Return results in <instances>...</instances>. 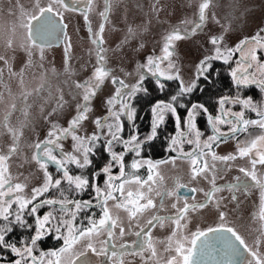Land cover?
<instances>
[{"label":"snow or ice","instance_id":"obj_1","mask_svg":"<svg viewBox=\"0 0 264 264\" xmlns=\"http://www.w3.org/2000/svg\"><path fill=\"white\" fill-rule=\"evenodd\" d=\"M211 2L212 0H201L196 20L189 22L193 25L191 29H181L179 26L172 28L164 37L163 54L148 56L146 63L137 65L139 80L132 85L112 77L106 67V50L102 46L104 23L99 25L95 33L88 27L91 42L95 45L96 66L90 78L82 83L74 82L82 103L77 106L76 114L67 127L52 123L46 138L29 146L34 149L31 161L43 172L42 184L33 187L30 196L24 195L26 184L13 183L14 177L9 170L8 161L20 150L19 140L22 134L20 129L9 126L10 117L13 111L19 110L28 121L29 105L24 101L32 93L22 91L19 105L16 98L12 99L8 111L0 121V128L6 129L12 138L7 155L0 154V253L6 251L15 257L9 264H92L89 253L104 257L112 264H123L122 257L126 254L139 255L143 264H264V256L254 251L234 227L227 225L226 213L219 211L224 197L216 198L217 193L227 190L233 193L231 200L235 202L236 192H247L249 188L259 189V211L252 216L254 221H259L258 236L255 240V246L259 248L262 242L260 237L264 236V175H258L257 166H264V102L258 104L251 97H242L239 95V89L256 85L264 93V62L257 56L258 48L264 50V37L258 34L251 39L241 40L234 48L227 49L221 47L222 38L211 37L209 42L214 46V54L200 61L197 66V79H208L205 74L211 67L210 61L222 60L227 64L235 53H239L236 67L230 72L238 94L234 97H220L215 116L199 103L187 107L183 120L178 114V107H186L181 98L192 93L197 84L195 80L185 84L181 79L179 70L171 59L174 55V42L196 34L197 30L204 26L206 10ZM81 3L84 4L82 14L87 24L88 11L93 0H47L46 4L35 0L31 10L25 9L17 0L18 28L22 36L20 46L29 57L27 67L35 63L31 59L34 50L38 52L42 62L45 48L50 47L54 39L68 40L63 13L80 11L77 5ZM109 10L110 0H105L104 9L99 13L102 20L108 19ZM10 14L14 13L10 10ZM15 32L14 25L13 35ZM131 34L132 29L129 28V35ZM12 45L13 39L9 36L7 47L11 48ZM70 48V42L66 43V71ZM0 60L8 65L3 56H0ZM165 61L167 65L162 67ZM40 66L42 67V63ZM8 71L13 76L19 75L23 85V69L17 74L8 66ZM53 73L55 74L54 69ZM145 73L155 79V84L161 91L165 89V83L162 81H180V84L178 91L168 101L160 100L152 105L151 130L141 136L135 124L137 109L132 100L138 93L148 91L143 86ZM109 77L116 87L114 94L106 100L107 115L94 120L96 131L92 134L78 135L82 122L88 119L93 97ZM42 90L43 84L35 91L39 94ZM63 103V97H60L52 112L61 108ZM226 105H239L240 111H233L231 107L226 108ZM247 111L255 113L257 118H246ZM52 112L48 116H51ZM201 113L206 116L207 125L211 130V134L204 139V132L197 124V117ZM169 114L174 118L175 132L167 138L166 151L175 155L161 160L145 158L142 156L144 146L157 138L158 130L165 124ZM48 116L44 119H48ZM125 121L131 129L127 137L123 135ZM221 125H227L228 131H222ZM23 126L25 125L21 127ZM250 129L259 131L252 132ZM241 133H245L246 137L237 140L235 154L218 155L214 151V146L223 143L225 137L236 140ZM68 138L73 142L71 151H65L62 144V141ZM184 145H190L191 148L186 151ZM100 146L103 147L108 160L102 167L89 173L88 169L93 165L92 156ZM129 154H132V159L126 162L125 157ZM245 158L251 167H240L238 171L242 175L236 176L233 183H216L218 172L230 171L231 162ZM177 159L188 162L190 179L197 182L206 181L208 189L190 188L181 183V176L174 177L173 187L169 188L164 183L159 167L166 163L175 165ZM50 165L60 174L57 178L49 172ZM72 166L79 171L73 174ZM114 169H118V172ZM141 169L147 170L146 178L139 174ZM101 176L104 177L102 185L99 182ZM53 190L58 192V197H45V194ZM197 191L203 192L205 199L202 202L188 203L190 197L195 200ZM84 193H88L87 199L72 198ZM156 198H159V204L156 203ZM170 198L177 202L184 201L183 206L180 207L174 202L171 207L176 211L172 215L152 214L143 225L139 223L146 212L157 208L163 210L164 201ZM209 204H213L218 210L219 225L206 229L197 228L196 231L185 235V229L191 220L189 213L198 212ZM46 206L50 210L43 216L38 215V211ZM94 209H99L98 217ZM113 209L123 210L127 214V230ZM81 214H84L82 219L86 224L77 223ZM26 215L35 218L34 234L29 239L21 238L15 242L8 239L17 226L23 229L32 227ZM166 224L172 226L168 236H153V229L157 225L163 229ZM133 226L139 230L133 231ZM52 232L56 233L55 239L63 241L62 246L54 250L40 251L38 241ZM126 235H135L137 239L130 244L121 243L119 246L112 243L114 239L123 240ZM37 251L38 256L34 254ZM0 264H3L2 256Z\"/></svg>","mask_w":264,"mask_h":264},{"label":"rangeland","instance_id":"obj_2","mask_svg":"<svg viewBox=\"0 0 264 264\" xmlns=\"http://www.w3.org/2000/svg\"><path fill=\"white\" fill-rule=\"evenodd\" d=\"M18 2L25 9L31 10L35 0H18ZM40 2L41 4H46L47 0H40ZM200 2L201 0H110L108 19L104 21L99 13L104 9L105 0H93V4L88 11L89 20L87 24L82 14L84 4L81 3L77 5L80 11H66L63 13V22L67 25L65 31L68 40L54 39L51 42V46L45 48L42 62L38 52L34 50L31 59L35 63L31 67H27L29 57L20 46L22 36L21 30L18 28L17 16L19 15V10L17 8V0H0V56H3L8 61V65H5L4 61L0 60V72H2V75H0V121L3 120L4 113L8 111L9 104L13 98H16V102L19 105L22 91L32 93L24 101L25 104L29 105L28 121L25 120L24 113L19 110L13 111L9 121L10 127L18 128L22 132L19 140L20 150L9 159L8 164L9 170L14 177L13 183L21 182L28 186L24 195L30 196L31 189L41 185L43 182V172L38 168V165L34 161H26L27 158H31L34 151L29 146L44 140L52 123H56L60 127H67L68 122L76 114L77 106L82 103V99L77 95L79 90L75 89L74 82L82 83L90 78L96 66L95 45L91 42L92 37L89 34L88 27L90 26L92 33H95L98 31L99 25L104 23L105 26L102 33L104 44L102 46L106 50L104 53L106 56V67L112 77H117L132 85L139 80L140 73L137 70V65L146 63L148 56H161L163 54L164 37L173 27L179 26L181 29H191L193 25L189 22L196 20ZM10 10L14 14H10ZM14 25L16 26V32L13 35L12 28ZM129 28L132 29L131 35H129ZM258 34L264 37V0H212L206 10L204 26L197 30L196 34L174 42V55L171 59L176 64L181 79L185 84H189L197 78V66L200 61L214 54V46L209 42L211 37L222 38L221 47L227 49L234 48L241 40L251 39ZM9 36L13 39L11 48L7 47V38ZM68 42H70L71 48L67 58L66 71L64 48ZM253 46L249 45V47ZM235 54L227 64L223 63L222 60H213V62L219 63L222 68L227 69L231 79L230 72L236 67V61L238 60ZM257 56L260 60L264 58V50L258 48ZM41 63L42 67L40 66ZM166 65L167 61L162 64V67H166ZM8 66L11 67L12 72L17 74L21 72V69L24 70L23 85L20 83L21 77L19 75L13 76L9 73ZM145 76L155 81L150 74L145 73ZM176 82L179 86L180 81ZM42 84L44 85V90L37 94L35 90L40 88ZM115 87L111 82V77H109L105 80L102 87L97 90L91 101L88 119L82 122L78 129V135H90L96 131L94 120L97 117L102 118L107 115L108 105L106 100L114 94ZM60 97H63V106L56 112H52L57 107V101ZM225 107L232 108V105H226ZM233 111H240V109ZM50 112H52V115L48 116ZM149 112L151 114V107ZM45 116H48V119H44ZM135 123L137 126V121ZM150 123L149 118L148 133L150 132ZM22 125L25 126L21 127ZM29 126H31L30 133L28 132ZM220 127L222 131H228L227 125H221ZM208 135H210L209 131L208 133L204 132L202 139ZM29 136L30 138L28 139ZM165 141H167V138H165ZM72 143L71 138L62 141L64 150L71 151ZM234 144L233 140H229L224 144L218 143L214 146V151L218 155L235 154ZM11 145L12 138L10 134H8L6 129L0 128V154L7 155ZM184 148L187 151L191 146L184 145ZM240 161L231 162V168L236 167L233 163H243ZM249 167L251 166L249 165ZM71 169L76 168L72 166ZM174 169H177L175 171H180L181 169L183 174L184 170H186L183 177H185L184 180L188 186L197 189H208L209 185L206 181L200 180L197 182L190 179L189 163L179 159L175 161V165L166 163L159 167L161 175H164V172L169 170L170 174L164 180V183L169 188L172 187L168 183H171V178L175 175ZM257 169L260 170L258 166ZM50 173L53 174L54 178L58 177L55 176V173ZM223 174L225 172H218L216 181L218 179L221 180V175ZM209 179H211L210 176ZM50 193L58 197L57 191L53 190ZM232 194L231 192L223 191L217 193L216 198L224 197V200L219 205V211L226 213L227 225L234 227L235 208L234 201L231 200ZM251 194L255 201L254 208H245L240 202L242 223L240 226L235 227L246 241L257 237L255 233L259 228L256 224L258 220L254 221L252 216L259 211L260 192L253 190ZM243 195L244 193H242ZM204 198L203 192L197 191L195 200L190 197L188 203L203 201ZM156 203L159 204V198H156ZM171 204L169 199L165 200L163 210L157 208L146 212L139 223L143 225L152 214L170 213L172 211ZM49 210V208L45 209L46 212ZM113 211L119 215L127 230L128 220L126 213L123 210L113 209ZM189 215L191 220L185 229V235L196 231L197 228L216 227L220 223L218 210L213 204H209L208 207L198 210V212L189 213ZM77 223H87L82 219V214L81 219ZM138 230V228L133 226V231ZM171 230L172 226L170 224H166L163 229L157 225L153 229L152 234L155 237L164 238L171 233ZM116 231L118 235V229ZM34 232L35 226L33 225L32 235ZM55 236L56 233L52 232L53 241ZM133 240H136L135 235H126L123 240L114 239L112 243L119 246L121 243L130 244ZM62 244L63 241L61 240L58 248ZM36 253L39 255V251L34 254L36 255ZM88 255L92 264H112L111 261H107L104 257H98L92 253ZM0 256L3 257V255ZM122 260L123 264H143L139 255L126 254L122 257ZM6 262L3 259V264H8Z\"/></svg>","mask_w":264,"mask_h":264},{"label":"flooded vegetation","instance_id":"obj_3","mask_svg":"<svg viewBox=\"0 0 264 264\" xmlns=\"http://www.w3.org/2000/svg\"><path fill=\"white\" fill-rule=\"evenodd\" d=\"M236 55V57H237V59L239 60V58H240V56H239V53H236L235 54ZM261 61L262 62H264V58H262L261 59ZM231 80V83H232V90L230 91V92H228L227 93V95L226 96H229V97H234V96H236L237 94H238V90H237V88L234 86V84H233V81H232V79H230ZM248 90V89H252L249 93H247V95H245L244 97H251L252 99H253V101L254 102H257L258 104L259 103H261L262 101H264V93H262L261 91H260V89L258 88V87H256V85H249L247 88H241V89H239V95H241V94H243L244 93V90ZM258 95V97H256ZM263 98V99H262ZM193 103H191L188 107H190L191 105H192ZM218 107H219V105H218V103H217V110H218ZM232 108H233V110H239L240 109V106L239 105H232ZM187 110V109H186ZM217 110H216V112H217ZM216 112H214V113H212V115L213 116H215L217 113ZM185 114H186V112H185ZM151 115V117H150V122H151V119H152V113L150 114ZM204 115V114H203ZM186 116V115H185ZM184 116V117H185ZM199 116H201V115H199ZM180 117H181V115H180ZM204 118H205V121H206V116L204 115ZM246 118H249V119H256L257 117H256V115H255V113H253V112H251V111H247L246 112ZM182 120H183V118H181ZM173 121H174V118H173ZM206 125H207V122H206ZM137 128H138V131H139V133L142 135L143 133L140 131V129H139V127H138V124H137ZM207 128H208V125H207ZM150 130H151V123H150ZM208 130H209V128H208ZM30 131H31V126H29L28 127V132L30 133ZM130 131H131V129L129 128V126H128V123L125 121V128H124V135H126V136H128L129 134H130ZM250 131H252V132H258L259 130L258 129H250ZM174 132H175V121H174ZM209 132H210V134H211V131L209 130ZM245 137H246V134L245 133H241V134H239L238 136H237V139L236 140H233V139H229V138H225L224 139V142L223 143H220V144H224L225 142H227V141H229V140H233L234 141V145H235V150H236V148H237V140H243V139H245ZM30 138V136L28 137V139ZM102 147V146H101ZM166 148H167V145H166ZM102 149V152H103V155L105 156V159H104V161H102V159H100V155H98V154H96V150H97V148L95 149V155L94 156H92V160H93V165H92V167L91 168H89L88 169V172L89 173H91L92 171H94V170H96V169H98V168H100V167H102L106 162H107V160H108V156H107V154L104 152V150H103V147L101 148ZM120 149L118 148L117 149V151H119ZM31 155V154H30ZM130 155V154H129ZM175 154L174 153H168V155H166V157H164V158H162V159H167V158H169L170 156H174ZM128 156V155H127ZM127 156L125 157V160H126V162H130L131 161V159H129V158H127ZM153 160H161V159H153ZM241 160V161H240ZM26 161H30L31 162V158H27L26 159ZM100 161H101V163H100ZM183 161V160H182ZM237 161H240V162H243L242 164H237V163H233V165H235L236 167H234V168H231V170L230 171H228V170H226V171H224L225 172V174H223V175H221V180L220 179H218L217 181H216V183L218 184V185H220V184H226V183H233L234 182V178L236 177V176H240V175H242L239 171H238V169L240 168V167H245V168H250L249 167V162H248V160L245 158V159H237ZM258 167H259V169L260 170H258V175H264V166H259L258 165ZM233 169V170H232ZM49 172H53V173H55V176H59L60 174L59 173H57L56 172V170H55V167L54 166H49ZM175 170H177V169H174L173 171L175 172V175H173L172 176V178H171V183L169 182L168 183V185H170V186H172L173 187V178L174 177H176V176H181L182 177V179H181V183H184V184H187L186 182H185V180H184V178L185 177H183L184 176V174H185V172H186V170H184V174L183 173H181V169H180V171H175ZM189 170V169H188ZM71 171H72V173L73 174H75V173H77L79 170L78 169H71ZM114 171H117L118 172V169H114ZM142 177H145L146 178V176H147V170L146 169H141L140 170V173H139ZM169 170H166V172H164V175H162L163 177H164V180L169 176ZM219 175V174H218ZM225 175V176H224ZM224 176V177H223ZM103 179H104V177L103 176H101L100 177V183H101V185L103 184ZM226 180H230V181H226ZM25 184V183H24ZM188 185V184H187ZM30 187V186H29ZM188 187H190V188H192L191 186H188ZM27 188H28V186L26 187V189H25V192H26V190H27ZM253 190H255V191H257V192H259V189H256V188H249L248 189V191L247 192H244L243 190H241V191H238V192H236L235 193V195L237 196V201H235L234 202V208H235V215H234V219H233V223H234V228L235 227H238V226H240L241 225V223H242V219H241V216H240V214H241V207H240V202H241V205L243 206V207H245V208H248V209H251L252 207H253V205H254V203H255V201H254V199H253V196H252V194H251V192L253 191ZM225 191H227V190H225ZM242 193H244V195L242 196ZM45 197H55L54 195H53V193H47V194H45ZM45 197H42V198H45ZM73 198H75V199H87L88 198V193H84V194H82V195H78V196H74ZM205 199V198H204ZM169 201H170V203H174V202H176V203H178V206H180V207H182L183 206V203H184V201H179V202H177V201H175L173 198H170L169 199ZM199 202H202V201H199ZM110 204H111V202H110ZM191 204V203H190ZM46 208H48L47 206L46 207H44V208H42V209H40L39 211H38V215H40V216H42V214L44 213V212H46L45 211V209ZM254 208V207H253ZM171 209H172V211L170 212V213H167V214H159V215H172L176 210L175 209H173L172 207H171ZM93 211H95L96 212V214H97V217L99 216V209H94ZM125 214V213H124ZM83 215L84 214H82V217H83ZM126 215V217H127V214H125ZM124 215V216H125ZM26 219H27V221H28V223L29 224H31L32 225V227L30 228V229H23V228H20V227H15V230H14V232L12 233V234H10V236L8 237V239H10V240H12V241H18L19 239H21V238H25V239H29L30 237H31V235H32V232H33V225L35 226V218L34 217H31V216H27L26 215ZM258 226H259V221H258V223H256ZM258 230V229H257ZM240 234V233H239ZM255 235L256 236H258V231H256V233H255ZM29 237V238H28ZM256 238L257 237H255L254 239H252V240H250L249 239V241H246V243L250 246V247H252L253 248V250L254 251H258L262 256H264V236H261L260 237V239H261V244H260V246H259V248H256V246H255V240H256ZM136 239H137V237H136ZM52 237H51V233H49L48 235H46L44 238H42L40 241H38V249L40 250V251H48V250H54V249H58V246H59V243L61 242V240H57V239H55L54 238V241L52 240ZM253 245V246H252ZM0 255H3V257H2V259H5L7 262L6 263H8L9 264V261L10 260H12V259H15V257H12L8 252H3V253H0ZM36 255H38L37 253H36ZM245 255H247L246 253H245Z\"/></svg>","mask_w":264,"mask_h":264},{"label":"trees","instance_id":"obj_4","mask_svg":"<svg viewBox=\"0 0 264 264\" xmlns=\"http://www.w3.org/2000/svg\"><path fill=\"white\" fill-rule=\"evenodd\" d=\"M210 64L211 67L205 74L208 76V79L205 80L203 77L199 79L196 78L197 87L192 93L181 98V102L186 106L185 108L178 107V114L181 115V118H184L186 109L191 103L203 104L211 114L216 112L218 99L222 96H226L227 93L232 90L231 78L227 73V69L225 68V70L222 68L217 62L212 61ZM162 82L165 83V89L163 91L157 88L153 79L146 78L143 82V86L147 88V93H138L132 100L133 106L137 109L136 121L138 127L144 135L148 133L150 107L157 101H168L170 97L178 91L179 86L176 81ZM251 90L252 89H248L247 91L244 90L241 96L244 97ZM256 97H258V95ZM200 115L201 116L197 117L198 127L201 131L208 133L209 130L204 115L203 113ZM172 134H174V121L173 117L169 114L166 117L165 124L158 130L157 138L144 146L142 156L151 159H162L166 157L169 152L166 151L167 141H165V138H168ZM124 136L127 137L126 135ZM101 148V146L97 147L96 154L100 155V159L104 161L105 156ZM127 158L132 159V154L128 155Z\"/></svg>","mask_w":264,"mask_h":264},{"label":"water","instance_id":"obj_5","mask_svg":"<svg viewBox=\"0 0 264 264\" xmlns=\"http://www.w3.org/2000/svg\"><path fill=\"white\" fill-rule=\"evenodd\" d=\"M154 104H155V103H154ZM151 107H152V106H151ZM208 128H209V127H208ZM209 130H210V128H209ZM210 131H211V130H210ZM225 138H228V137H225ZM225 138H224V139H225Z\"/></svg>","mask_w":264,"mask_h":264}]
</instances>
